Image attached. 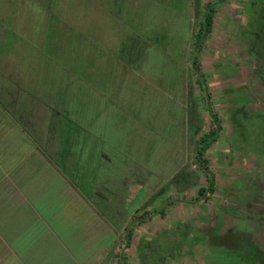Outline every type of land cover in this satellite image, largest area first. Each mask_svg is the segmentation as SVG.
Returning a JSON list of instances; mask_svg holds the SVG:
<instances>
[{"label":"trees","instance_id":"1","mask_svg":"<svg viewBox=\"0 0 264 264\" xmlns=\"http://www.w3.org/2000/svg\"><path fill=\"white\" fill-rule=\"evenodd\" d=\"M185 3L0 0V185L11 177L20 190H27L38 169L51 165L113 221L111 197L123 191L127 180L154 184L160 177L159 158L171 150L172 141L162 132L183 128L189 120L193 74L205 90L198 55L213 32L219 2L201 7L194 0L192 20ZM162 10H174L179 19L161 20ZM190 23L194 35L181 53L171 38L180 42ZM212 124L195 150L200 169L222 130L213 112ZM147 138L142 161L141 141L147 143ZM161 145L164 157L158 153ZM207 182V188L198 190L200 197L215 191L213 175H207ZM19 206L17 233L22 238L42 211L30 202ZM244 239L256 246L249 235ZM60 249L43 234L20 258L27 264H48L50 253L55 254L51 264H59ZM120 263L127 264L125 256Z\"/></svg>","mask_w":264,"mask_h":264},{"label":"rangeland","instance_id":"2","mask_svg":"<svg viewBox=\"0 0 264 264\" xmlns=\"http://www.w3.org/2000/svg\"><path fill=\"white\" fill-rule=\"evenodd\" d=\"M185 2L192 16L194 0ZM210 2L219 3L211 37L198 55L205 90L193 74L189 120L162 132L172 142L169 156L159 158L158 180L151 185L127 180L111 197L115 213L108 221L54 167L44 165L27 189L42 211L31 238L49 232L77 264H105L107 258V264H121L123 256L127 264H264V0H199V5ZM160 14L166 22L179 19L174 10ZM187 33L182 36L189 39L180 42L171 38L181 53L194 35L193 23ZM240 108L251 117L245 120ZM212 112L222 130L200 169L195 150L213 127ZM148 139L141 141L142 161ZM164 146L158 152L163 157ZM207 175L214 176L215 191L200 197ZM243 233L253 235L256 246Z\"/></svg>","mask_w":264,"mask_h":264},{"label":"crops","instance_id":"3","mask_svg":"<svg viewBox=\"0 0 264 264\" xmlns=\"http://www.w3.org/2000/svg\"><path fill=\"white\" fill-rule=\"evenodd\" d=\"M29 194L28 190H20L11 177H8L5 185H0V264H27L21 260L20 255L28 248H32L40 236L31 238L29 233L27 237L20 238L17 233L19 230V205L30 202L35 206L34 202L29 199ZM35 225L36 223L32 224L28 231L33 230ZM4 231L8 235H4ZM13 232H15V235H13ZM44 234L49 241L60 244L61 249L59 254L56 255L59 264H77L76 260L67 253L64 245L53 240L49 232ZM51 255L49 253L47 257L48 264H51Z\"/></svg>","mask_w":264,"mask_h":264},{"label":"flooded vegetation","instance_id":"4","mask_svg":"<svg viewBox=\"0 0 264 264\" xmlns=\"http://www.w3.org/2000/svg\"><path fill=\"white\" fill-rule=\"evenodd\" d=\"M261 32H264V28L261 30ZM242 108H240L238 111H240L241 113H242ZM237 111V112H238ZM262 113H264V112H262ZM243 115H242V117L246 120V119H249L251 116H248V114H246V112H245V114L244 113H242ZM241 126H242V124H240ZM243 128H244V126H242ZM263 219H264V217H262ZM242 235H249L250 237H251V240L253 239V235H251V234H247V233H243ZM240 241H241V239H240ZM239 241V242H240Z\"/></svg>","mask_w":264,"mask_h":264}]
</instances>
